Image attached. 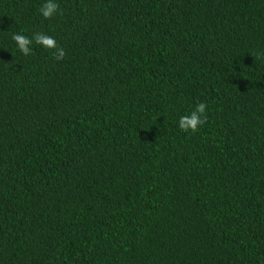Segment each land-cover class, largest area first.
Listing matches in <instances>:
<instances>
[{
	"label": "trees",
	"instance_id": "1",
	"mask_svg": "<svg viewBox=\"0 0 264 264\" xmlns=\"http://www.w3.org/2000/svg\"><path fill=\"white\" fill-rule=\"evenodd\" d=\"M57 2L0 0V264H264V0Z\"/></svg>",
	"mask_w": 264,
	"mask_h": 264
},
{
	"label": "clouds",
	"instance_id": "2",
	"mask_svg": "<svg viewBox=\"0 0 264 264\" xmlns=\"http://www.w3.org/2000/svg\"><path fill=\"white\" fill-rule=\"evenodd\" d=\"M44 19H51L58 15L60 6L57 0H44L39 9ZM17 50L24 57L31 56L34 52V45L44 49L53 50L52 54L56 61H62L66 56V50L59 45L56 38L46 32H34L31 36L16 31L11 34ZM208 104L199 102L195 107L178 118V128L183 132H196L207 122Z\"/></svg>",
	"mask_w": 264,
	"mask_h": 264
}]
</instances>
